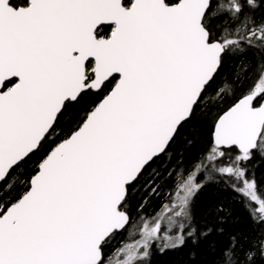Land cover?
Masks as SVG:
<instances>
[{
  "label": "snow or ice",
  "instance_id": "obj_1",
  "mask_svg": "<svg viewBox=\"0 0 264 264\" xmlns=\"http://www.w3.org/2000/svg\"><path fill=\"white\" fill-rule=\"evenodd\" d=\"M248 48L260 58L229 78L225 56ZM198 113L204 151L187 175L161 170ZM257 157L264 0H0V264H150L154 245L196 244L202 173L264 224ZM164 172L174 235L136 200ZM218 264H264V235L231 236Z\"/></svg>",
  "mask_w": 264,
  "mask_h": 264
},
{
  "label": "trees",
  "instance_id": "obj_2",
  "mask_svg": "<svg viewBox=\"0 0 264 264\" xmlns=\"http://www.w3.org/2000/svg\"><path fill=\"white\" fill-rule=\"evenodd\" d=\"M261 54L254 49H246L245 52H237L225 56L223 73L231 78L236 71H243L249 64H254ZM206 118L197 114L193 121L181 130L171 151L175 153L171 162L167 160L160 165L161 170L165 167L168 172L174 169H184V175L191 170V166L197 161L200 154L207 145ZM191 139V144L185 143ZM248 167L255 172L258 180L264 182V159L259 157L249 162ZM168 172L157 181L158 192L151 193L150 190L141 189L136 195V200L146 204L143 213L147 216H155L164 204L173 188ZM208 176L206 173H202ZM201 174H198L200 181ZM213 181L195 195L191 203L192 227L200 231L211 229L208 236L200 238L196 244L189 240L184 247L177 250H166L164 252H151L150 264H218L221 251L229 244L230 237L235 235L245 245L255 238L264 235V224H256L250 218V212L242 199L232 190L227 180H219L218 176H209ZM218 179V180H216ZM226 182V183H225ZM172 194V193H171ZM223 208V211H217ZM190 230V229H189ZM222 230V231H221ZM137 232L136 228L132 229ZM127 236V233H125ZM135 235L129 237L132 239ZM128 239V240H129Z\"/></svg>",
  "mask_w": 264,
  "mask_h": 264
},
{
  "label": "rangeland",
  "instance_id": "obj_3",
  "mask_svg": "<svg viewBox=\"0 0 264 264\" xmlns=\"http://www.w3.org/2000/svg\"><path fill=\"white\" fill-rule=\"evenodd\" d=\"M172 195H175V193L172 192ZM166 203H169V200H168V199H167V202H166ZM158 213L161 214V224H162L161 235H164V231H165L166 229H171V232H170L169 234L174 235V234H175V231H176V228H178V226H179V218H174V220L176 221V228H173V221H170V220H168V219L165 217L164 213L162 212V209H161ZM158 213H157V214H158ZM157 214H156V215H157ZM156 215H155V216H156ZM135 233H136V236H134L132 239H129L128 242H132L133 240L139 238L138 230H137V232H135ZM117 246H119V245H117ZM152 251H154V252L159 251V250H158V247H157L156 245H154V246L152 247L151 252H152Z\"/></svg>",
  "mask_w": 264,
  "mask_h": 264
},
{
  "label": "bare ground",
  "instance_id": "obj_4",
  "mask_svg": "<svg viewBox=\"0 0 264 264\" xmlns=\"http://www.w3.org/2000/svg\"><path fill=\"white\" fill-rule=\"evenodd\" d=\"M217 178H219V180H221L220 177H217ZM213 180H214V179H211V177L206 176V175H204V174H201L200 181H198V182H203V183L208 184L209 182H211V181H213ZM216 180H218V179H216ZM225 183H226V182H225ZM228 186H229V183H228ZM150 217H152V216H150ZM150 217H149V218H150Z\"/></svg>",
  "mask_w": 264,
  "mask_h": 264
}]
</instances>
